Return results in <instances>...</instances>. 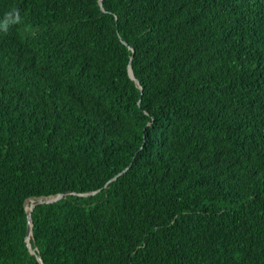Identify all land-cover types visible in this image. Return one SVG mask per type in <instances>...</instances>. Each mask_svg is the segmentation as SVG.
I'll return each mask as SVG.
<instances>
[{"label":"trees","instance_id":"obj_1","mask_svg":"<svg viewBox=\"0 0 264 264\" xmlns=\"http://www.w3.org/2000/svg\"><path fill=\"white\" fill-rule=\"evenodd\" d=\"M58 194L44 264H264V0H0V264Z\"/></svg>","mask_w":264,"mask_h":264},{"label":"water","instance_id":"obj_2","mask_svg":"<svg viewBox=\"0 0 264 264\" xmlns=\"http://www.w3.org/2000/svg\"><path fill=\"white\" fill-rule=\"evenodd\" d=\"M103 3V1H101V4ZM130 72H131V75L136 79L134 73H133V69L132 67L130 66ZM137 81V79H136ZM140 88L142 89V86L140 85ZM141 102V100H140ZM126 171V170H125ZM124 171V172H125ZM122 172V173H124ZM121 173V174H122ZM120 175V174H119ZM118 175V176H119ZM118 176L115 177L118 178ZM94 193L96 192H91V193H88V194H85V195H93ZM68 194V193H67ZM67 194H58V195H55V196H49V197H40L38 199H35V198H31V199H34V202L32 203V206L30 208V210H28V207H27V202H26V209H27V213H28V234H27V244H28V247H29V250L30 252L37 256L38 260L41 262V264H44V261L42 259L41 256H39V254L37 253V247L33 248L32 244H31V237L33 236V231H34V220H33V217H32V210L34 208L35 205H38V204H43V203H48V202H51V201H55V200H58V199H61L63 197H65V195ZM30 200V199H29ZM28 201V200H27Z\"/></svg>","mask_w":264,"mask_h":264},{"label":"bare ground","instance_id":"obj_3","mask_svg":"<svg viewBox=\"0 0 264 264\" xmlns=\"http://www.w3.org/2000/svg\"><path fill=\"white\" fill-rule=\"evenodd\" d=\"M30 200H31V202H30V204H29L28 201H30ZM30 200L27 201V207H28V210H30V205L34 202V199H30Z\"/></svg>","mask_w":264,"mask_h":264},{"label":"clouds","instance_id":"obj_4","mask_svg":"<svg viewBox=\"0 0 264 264\" xmlns=\"http://www.w3.org/2000/svg\"><path fill=\"white\" fill-rule=\"evenodd\" d=\"M9 15L11 16V15H12V13H9ZM16 19H17V20L19 19V16H18V14L16 15Z\"/></svg>","mask_w":264,"mask_h":264},{"label":"rangeland","instance_id":"obj_5","mask_svg":"<svg viewBox=\"0 0 264 264\" xmlns=\"http://www.w3.org/2000/svg\"><path fill=\"white\" fill-rule=\"evenodd\" d=\"M31 200L29 201V204H30Z\"/></svg>","mask_w":264,"mask_h":264}]
</instances>
